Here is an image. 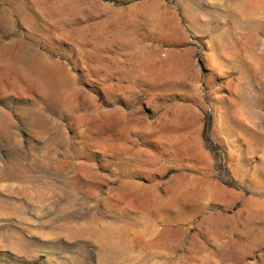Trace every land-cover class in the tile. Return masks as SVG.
Returning a JSON list of instances; mask_svg holds the SVG:
<instances>
[{
    "label": "rangeland",
    "instance_id": "1",
    "mask_svg": "<svg viewBox=\"0 0 264 264\" xmlns=\"http://www.w3.org/2000/svg\"><path fill=\"white\" fill-rule=\"evenodd\" d=\"M0 264H264V0H0Z\"/></svg>",
    "mask_w": 264,
    "mask_h": 264
},
{
    "label": "trees",
    "instance_id": "2",
    "mask_svg": "<svg viewBox=\"0 0 264 264\" xmlns=\"http://www.w3.org/2000/svg\"><path fill=\"white\" fill-rule=\"evenodd\" d=\"M210 133H211V122H207L206 126H205V129H204V138H205V141L208 144V147L211 148V150L214 152L212 147L209 146L210 142H211V134Z\"/></svg>",
    "mask_w": 264,
    "mask_h": 264
},
{
    "label": "bare ground",
    "instance_id": "3",
    "mask_svg": "<svg viewBox=\"0 0 264 264\" xmlns=\"http://www.w3.org/2000/svg\"><path fill=\"white\" fill-rule=\"evenodd\" d=\"M90 43V42H89ZM133 240H134V238H133Z\"/></svg>",
    "mask_w": 264,
    "mask_h": 264
}]
</instances>
